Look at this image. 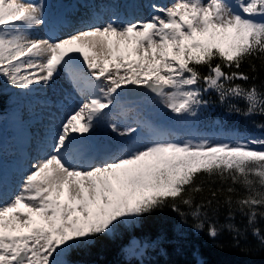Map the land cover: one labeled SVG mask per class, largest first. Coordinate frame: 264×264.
I'll return each mask as SVG.
<instances>
[{
  "label": "snow or ice",
  "instance_id": "6c2138e0",
  "mask_svg": "<svg viewBox=\"0 0 264 264\" xmlns=\"http://www.w3.org/2000/svg\"><path fill=\"white\" fill-rule=\"evenodd\" d=\"M261 71L264 0H0V264H160L168 210L264 248V122L212 115L264 117Z\"/></svg>",
  "mask_w": 264,
  "mask_h": 264
},
{
  "label": "trees",
  "instance_id": "16d2710c",
  "mask_svg": "<svg viewBox=\"0 0 264 264\" xmlns=\"http://www.w3.org/2000/svg\"><path fill=\"white\" fill-rule=\"evenodd\" d=\"M259 64V61H257ZM245 67H247L245 65ZM260 76L264 79V71ZM212 98L216 99V93H211ZM7 97H0V107L6 106ZM243 106V102H240ZM225 109L219 106L214 107L212 115L224 116L229 126L239 128L241 131L258 132L253 124L264 122V117L254 116L246 118L238 114L225 116ZM180 218L171 210L166 211L164 216L149 218L144 224V231L157 233L161 229L165 230L170 239L178 240V243H169L166 246L167 256H160L157 259L160 264H191L193 252H199V258L203 264H264V248L257 247V240L252 232L247 233V240L241 239L240 247L233 246L232 236L227 231L223 232L216 240L207 235V230L196 232L190 226L193 223L191 217L187 225L182 228V235L177 237L174 231V225L179 223ZM223 220V217H221ZM238 226L243 227L246 218L239 215L236 217ZM259 227L264 228V220L260 221ZM251 244L250 251H243L245 245ZM89 264H114L118 259L117 246L106 238H100L96 245L81 257Z\"/></svg>",
  "mask_w": 264,
  "mask_h": 264
},
{
  "label": "bare ground",
  "instance_id": "6f19581e",
  "mask_svg": "<svg viewBox=\"0 0 264 264\" xmlns=\"http://www.w3.org/2000/svg\"><path fill=\"white\" fill-rule=\"evenodd\" d=\"M57 1V0H55ZM54 1V2H55ZM160 1V0H159ZM166 1H169V0H166ZM63 3H66V4H74L76 2V0H62Z\"/></svg>",
  "mask_w": 264,
  "mask_h": 264
},
{
  "label": "rangeland",
  "instance_id": "374dc122",
  "mask_svg": "<svg viewBox=\"0 0 264 264\" xmlns=\"http://www.w3.org/2000/svg\"><path fill=\"white\" fill-rule=\"evenodd\" d=\"M55 0H53V2H54ZM57 1H55L54 3H56ZM163 4V3H162Z\"/></svg>",
  "mask_w": 264,
  "mask_h": 264
}]
</instances>
